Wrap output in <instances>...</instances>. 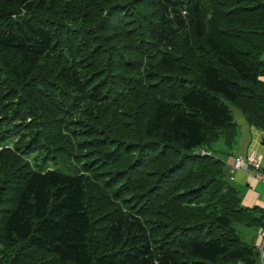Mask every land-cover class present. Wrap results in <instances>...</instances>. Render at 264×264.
<instances>
[{"label": "trees", "instance_id": "trees-1", "mask_svg": "<svg viewBox=\"0 0 264 264\" xmlns=\"http://www.w3.org/2000/svg\"><path fill=\"white\" fill-rule=\"evenodd\" d=\"M232 108L264 0H0V264H256Z\"/></svg>", "mask_w": 264, "mask_h": 264}, {"label": "crops", "instance_id": "crops-1", "mask_svg": "<svg viewBox=\"0 0 264 264\" xmlns=\"http://www.w3.org/2000/svg\"><path fill=\"white\" fill-rule=\"evenodd\" d=\"M232 109L235 113V120L239 126L240 132L233 153L224 157L227 177L233 175V179L230 180V182L240 190L241 202L244 206H257L264 210V145H262L264 141V132L249 126L243 114L236 108ZM249 152H255L261 155L260 170L262 178H254L256 174L255 170L230 171L234 157L237 155L244 157ZM257 228L258 227L249 228L241 234L243 238L253 246H256L260 242ZM256 264H264V253L262 255H257Z\"/></svg>", "mask_w": 264, "mask_h": 264}, {"label": "built area", "instance_id": "built-area-1", "mask_svg": "<svg viewBox=\"0 0 264 264\" xmlns=\"http://www.w3.org/2000/svg\"><path fill=\"white\" fill-rule=\"evenodd\" d=\"M260 131V130H259ZM200 154H211L210 152L200 148L198 150ZM261 155L255 152H249L247 155L234 157L232 162V167L230 171L234 172L236 170L251 171L255 170L256 174L254 178H262L261 173ZM233 179V175H229V180ZM257 233L260 238V242L255 246V251L262 255L264 253V223L257 228Z\"/></svg>", "mask_w": 264, "mask_h": 264}, {"label": "rangeland", "instance_id": "rangeland-1", "mask_svg": "<svg viewBox=\"0 0 264 264\" xmlns=\"http://www.w3.org/2000/svg\"><path fill=\"white\" fill-rule=\"evenodd\" d=\"M233 114H235L234 111H233ZM234 116H235V115H234ZM231 156H232V155H231ZM247 229H249V228L241 227L240 230H242V233H241V232H240V233L243 234V232H244L245 230H247Z\"/></svg>", "mask_w": 264, "mask_h": 264}, {"label": "water", "instance_id": "water-1", "mask_svg": "<svg viewBox=\"0 0 264 264\" xmlns=\"http://www.w3.org/2000/svg\"><path fill=\"white\" fill-rule=\"evenodd\" d=\"M262 145H264V141L262 142ZM9 264H11V262Z\"/></svg>", "mask_w": 264, "mask_h": 264}]
</instances>
